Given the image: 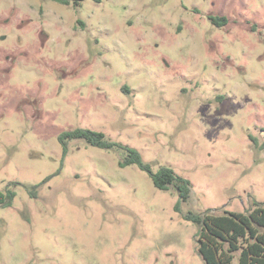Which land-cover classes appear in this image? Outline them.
<instances>
[{
    "label": "rangeland",
    "instance_id": "obj_1",
    "mask_svg": "<svg viewBox=\"0 0 264 264\" xmlns=\"http://www.w3.org/2000/svg\"><path fill=\"white\" fill-rule=\"evenodd\" d=\"M76 128L189 180L181 212L123 150L62 157ZM6 190L0 264H204L182 215L264 204V0H0Z\"/></svg>",
    "mask_w": 264,
    "mask_h": 264
},
{
    "label": "trees",
    "instance_id": "obj_2",
    "mask_svg": "<svg viewBox=\"0 0 264 264\" xmlns=\"http://www.w3.org/2000/svg\"><path fill=\"white\" fill-rule=\"evenodd\" d=\"M67 4L66 0H54ZM78 5L83 0H72ZM213 25L218 27L227 23L225 17L210 16ZM123 90L127 91L126 88ZM62 157L68 150V143L73 140H82L86 144L104 150L120 149L126 155L118 163L119 167L135 165L146 172L152 185L159 191H168L173 188L177 193V201L173 210L181 212V204L190 197L189 180L177 175L170 167H161L152 173L150 166L143 163L141 154L130 147L106 139L102 132L90 129L76 128L61 132L58 135ZM58 173V172H57ZM49 178H46V180ZM44 180V182L46 181ZM43 183V182H42ZM37 185L33 186V191ZM30 194L34 195V193ZM15 193L11 190L0 192V207L5 208L12 204ZM264 204L253 201L248 211L211 213L187 212L182 215L183 220L196 227L194 234L196 251L204 264H264Z\"/></svg>",
    "mask_w": 264,
    "mask_h": 264
},
{
    "label": "water",
    "instance_id": "obj_3",
    "mask_svg": "<svg viewBox=\"0 0 264 264\" xmlns=\"http://www.w3.org/2000/svg\"><path fill=\"white\" fill-rule=\"evenodd\" d=\"M66 1H69V0H66Z\"/></svg>",
    "mask_w": 264,
    "mask_h": 264
}]
</instances>
